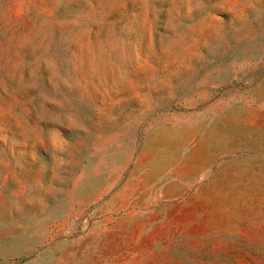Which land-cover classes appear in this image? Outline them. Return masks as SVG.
I'll return each instance as SVG.
<instances>
[{"label": "rangeland", "instance_id": "obj_1", "mask_svg": "<svg viewBox=\"0 0 264 264\" xmlns=\"http://www.w3.org/2000/svg\"><path fill=\"white\" fill-rule=\"evenodd\" d=\"M227 131L250 144L169 191ZM263 162L264 0H0V264H264L259 201L197 207Z\"/></svg>", "mask_w": 264, "mask_h": 264}, {"label": "crops", "instance_id": "obj_2", "mask_svg": "<svg viewBox=\"0 0 264 264\" xmlns=\"http://www.w3.org/2000/svg\"><path fill=\"white\" fill-rule=\"evenodd\" d=\"M229 119L230 127L241 123V120ZM193 133L194 130L190 129L178 134L175 133V140L168 147L162 149L154 159L149 175H162L169 167L173 166L177 161V150L187 146ZM240 144L249 145L250 137H242L240 134L233 136L230 131L223 134L207 133L194 147L191 154L185 157L184 165L178 170L175 169L174 174L178 181L169 183L167 189L171 192L183 191L187 186L184 182L190 181L195 175L206 174L205 169L219 155L230 153ZM225 167L226 170L219 173L215 179L210 180L203 188V204H197V207L202 208V213L206 211L205 208H207L208 213H211L221 206H238V204L256 207L258 201L260 205L264 206V162L254 168L249 166L235 168L234 165ZM236 196L238 199H235ZM207 205L210 207H206Z\"/></svg>", "mask_w": 264, "mask_h": 264}]
</instances>
